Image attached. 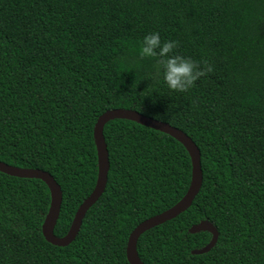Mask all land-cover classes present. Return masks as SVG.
I'll return each instance as SVG.
<instances>
[{
	"label": "trees",
	"instance_id": "obj_1",
	"mask_svg": "<svg viewBox=\"0 0 264 264\" xmlns=\"http://www.w3.org/2000/svg\"><path fill=\"white\" fill-rule=\"evenodd\" d=\"M157 31L213 71L185 92L155 78L139 41ZM123 108L166 122L200 150L202 185L177 217L140 235L144 264H264V0H0V161L48 172L67 234L98 173L94 125ZM109 171L75 239L49 243L51 196L0 172V264H129L145 219L177 203L191 160L173 137L127 119L103 129ZM207 220L218 232L189 228Z\"/></svg>",
	"mask_w": 264,
	"mask_h": 264
},
{
	"label": "water",
	"instance_id": "obj_2",
	"mask_svg": "<svg viewBox=\"0 0 264 264\" xmlns=\"http://www.w3.org/2000/svg\"><path fill=\"white\" fill-rule=\"evenodd\" d=\"M113 119L131 120L140 125L160 131L173 137L185 147L191 160V181L184 196L169 209L142 221L132 230L128 237L126 245L127 261L129 264H144L138 256L136 247L140 235L155 226L163 224L166 221L177 217L180 213L188 209L202 185L203 174L201 169L200 150L192 141V139L180 129L173 127L166 122L146 117L131 109L115 108L107 110L101 114L98 117L93 130L98 160L96 184L89 196L83 200L76 210L71 226L67 234L63 237H57L53 232L59 217L62 201L61 187L55 181V179L46 171L32 168H20L1 161L0 172L20 178H38L47 185L51 196V202L45 221L42 225V233L49 243L57 246H66L75 239L86 212L104 192L107 182V174L109 171V156L104 140L103 129L105 124ZM200 231L209 232L212 236L211 240L202 248L192 250V254H204L210 251L217 242L218 232L213 224L209 221H200L198 224H194L189 228V233H197Z\"/></svg>",
	"mask_w": 264,
	"mask_h": 264
},
{
	"label": "clouds",
	"instance_id": "obj_3",
	"mask_svg": "<svg viewBox=\"0 0 264 264\" xmlns=\"http://www.w3.org/2000/svg\"><path fill=\"white\" fill-rule=\"evenodd\" d=\"M176 40H162L160 33H145L139 41L138 52L141 58H153L158 67L155 78L163 81L167 88L177 92L191 89L195 82L213 71L207 61H196L175 51Z\"/></svg>",
	"mask_w": 264,
	"mask_h": 264
},
{
	"label": "rangeland",
	"instance_id": "obj_4",
	"mask_svg": "<svg viewBox=\"0 0 264 264\" xmlns=\"http://www.w3.org/2000/svg\"><path fill=\"white\" fill-rule=\"evenodd\" d=\"M160 121V120H159ZM163 122V121H162ZM170 125V124H169ZM172 126V125H171ZM174 127V126H173ZM182 131V130H181ZM186 134V133H185ZM200 249V248H199ZM195 255H197V254H195ZM141 260V259H140Z\"/></svg>",
	"mask_w": 264,
	"mask_h": 264
}]
</instances>
